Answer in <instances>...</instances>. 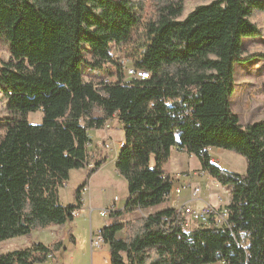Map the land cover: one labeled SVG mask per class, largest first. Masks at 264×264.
Instances as JSON below:
<instances>
[{"label":"trees","instance_id":"1","mask_svg":"<svg viewBox=\"0 0 264 264\" xmlns=\"http://www.w3.org/2000/svg\"><path fill=\"white\" fill-rule=\"evenodd\" d=\"M187 1L154 0L144 22L149 36L178 51L161 65L149 49L131 44L146 0H0V49L6 44L10 54L0 57L7 99L0 122V241L74 219L102 163L89 165V130L118 113L125 144L116 168L128 198L101 228L112 263L264 264V120L242 123L231 100L236 63L264 58L243 45L264 37V0H203L186 13ZM116 48L150 78L123 81ZM114 62L115 80L86 78L84 65ZM38 110L41 122L31 123L30 112ZM213 147L241 154L246 171L214 162ZM174 149L196 155L204 171L230 188L231 226L188 230L169 206L139 215L118 237L124 213L169 200L166 164ZM81 167L87 178L74 190L75 203L64 204L60 188ZM62 245L61 239L34 242L0 253V264L42 263Z\"/></svg>","mask_w":264,"mask_h":264},{"label":"crops","instance_id":"2","mask_svg":"<svg viewBox=\"0 0 264 264\" xmlns=\"http://www.w3.org/2000/svg\"><path fill=\"white\" fill-rule=\"evenodd\" d=\"M89 134L91 138L88 146L89 165H93L98 160H102V163L97 171L91 175L89 183L86 186L87 190L82 193V205L76 212H74V219L72 221H68L62 225H52L41 230L34 229L29 234H26H35L36 236L32 241H27L25 243L26 245L21 248L31 246L34 242H43L48 245L58 239L63 241L62 247L54 253V259H48L45 262L36 264H113L111 261L109 243L106 242L100 248H93L91 245V234L113 221L111 218L102 216L100 210L108 207L114 201V197L117 194L114 184L118 179H122L123 177L116 168V162L120 151L125 144L123 123L120 120L118 113L114 114L104 126L90 129ZM212 150H217L215 155L216 158L220 159L219 153L222 151V148H210V153ZM192 155L194 156V154L174 149L171 153V158L176 157L180 161L181 159H184L186 162L192 157ZM198 169H201V171H198ZM183 170L184 168L175 171L167 170V172L173 177L175 174L182 172ZM196 170L197 171H195L189 178V181L199 186H205L202 195L200 196L199 194L197 197H194L190 191H186L181 197L170 198L173 202L171 207H179L185 203H189L195 207H201L204 204L227 206L230 201V194L226 196L223 191L219 190V185L227 189L228 193L230 188L221 185L211 175L210 176L213 180L215 179V185L209 186L203 179L208 173L202 169L200 164H197ZM87 172V167L71 170L68 179V181H71V184L68 186L69 188L67 187V199L65 201L62 197V189L66 186V183L59 191L60 200L64 204L75 203L74 190L87 178ZM75 173H77L76 178L73 176ZM118 197L119 199L115 202L116 210H124L128 198V192L121 198L120 196ZM196 203L198 205H196ZM78 217L82 220L86 219V217L90 218L89 226H85L87 229L84 232L77 230L78 226L76 219H78ZM121 217L122 216H120V218ZM121 232L122 230L117 233L118 237H124ZM21 236L24 235L16 237ZM81 248H83V250H81ZM79 251L81 252L83 262L81 256L80 258L76 257V254Z\"/></svg>","mask_w":264,"mask_h":264},{"label":"rangeland","instance_id":"3","mask_svg":"<svg viewBox=\"0 0 264 264\" xmlns=\"http://www.w3.org/2000/svg\"><path fill=\"white\" fill-rule=\"evenodd\" d=\"M208 1L203 0H188L186 4V13L194 9L197 5L207 3ZM154 0H146L144 9L140 11V24L134 30L131 37V44H141L145 49H149L152 56L158 60L161 65L167 64L172 61L174 58L178 57V51L175 46L168 42L164 44V41L156 40L154 37L149 36L147 34L146 29L144 28V22L148 17L154 14ZM260 22H264L263 15L260 17ZM167 45V46H165ZM244 48L246 53L250 52H262L264 53V37L257 38H246L244 40ZM128 47V46H127ZM130 52L133 48L131 45L128 47ZM9 51L6 44L1 45L0 49V57L2 60H6L9 58ZM115 57L120 56L121 58L126 57L123 56V53L119 51L117 48L114 50ZM128 60V59H127ZM133 62L128 60L126 61V65L130 66ZM85 76L87 79L91 80V78H104L115 80L117 74L119 73V66L117 63H107L104 67L96 69L89 66L84 65ZM122 75H123V70ZM99 79H93L98 81ZM232 100V108L239 115L242 123H250L255 121L264 120V58H255L247 62H237L235 65V92L231 98ZM7 114V99L3 96L0 91V122L3 120L4 116ZM29 120L31 123H40L42 120V112L40 110L30 112ZM218 149L217 147H213ZM217 151V150H216ZM216 151L212 150L211 154L213 157V161L219 164L221 167L236 172V173H244L247 168L246 159L239 153H236L232 150L223 149L219 153V158H216ZM197 164H200L199 159L196 155H192L188 161L185 162L184 159H177L176 157H172L171 160L166 164L167 170L175 171L183 169V171H197ZM182 171V172H183ZM201 171V169H198ZM74 178L77 177V173H75ZM204 182L208 183L209 186L215 185V179L210 175H206L204 178ZM217 181V180H216ZM71 181L66 182V186L62 189V197L65 201L67 199V187L70 186ZM116 195L120 196V198L128 192L127 181L124 177L122 179H118V181L114 184ZM205 186L201 185V193H203V189ZM69 188V187H68ZM219 190L223 191V193L228 196V190L221 187L219 185ZM186 191L189 189H184L181 196H183ZM113 192V191H112ZM114 193V192H113ZM180 196V197H181ZM197 202V201H196ZM173 204L171 199L168 201L151 207L147 210L143 211H129L122 215L119 218V221L124 224V228L122 229L121 234L125 237L128 231V224L130 221L134 220L141 214H149L153 211H158L160 209L169 207ZM175 204V203H174ZM196 205H198L196 203ZM111 215L106 216L107 218H111ZM78 231H85L89 226L90 218L86 217V219H76ZM197 223L191 221V227L189 229H193L197 227ZM87 226V227H85ZM41 230V229H36ZM36 235H24L21 237H13L3 241H0V253L6 252L9 250L20 249L27 241H32ZM83 250V248H81ZM82 259L81 252L79 251L76 254L77 258ZM87 261V260H86ZM83 262V259H82Z\"/></svg>","mask_w":264,"mask_h":264},{"label":"built area","instance_id":"4","mask_svg":"<svg viewBox=\"0 0 264 264\" xmlns=\"http://www.w3.org/2000/svg\"><path fill=\"white\" fill-rule=\"evenodd\" d=\"M128 59V58H127ZM125 58H121L118 56V62L123 69L122 80H132L137 79V77H146L150 78V72H136V66L130 64V66L126 65V61L128 60ZM130 61V60H129ZM117 78V77H116ZM111 80L112 79H108ZM108 126V125H107ZM194 174L191 171H183L175 174L172 177V188L169 192L168 197L174 198L181 196L184 189H189L192 196L197 197L201 193V186L191 183L189 178ZM86 187L83 189L82 193L86 191ZM119 197L116 195L114 197V201L106 208L100 210V214L102 216H108L113 211L116 210V201ZM179 210L181 216L185 219L182 222L184 228L188 229L191 227V221L196 222L198 225L197 227H209V226H216V227H225L231 226L228 222L229 210L227 206H215L212 204H204L201 207H195L189 203L182 204L179 207H176ZM164 220L168 223L170 220L168 218H164ZM106 243V239L103 236L101 229H98L91 234V245L93 248H100ZM55 255L52 253L48 254V259H54Z\"/></svg>","mask_w":264,"mask_h":264},{"label":"bare ground","instance_id":"5","mask_svg":"<svg viewBox=\"0 0 264 264\" xmlns=\"http://www.w3.org/2000/svg\"><path fill=\"white\" fill-rule=\"evenodd\" d=\"M136 72H144V71L136 69ZM137 78H146V77H137Z\"/></svg>","mask_w":264,"mask_h":264}]
</instances>
